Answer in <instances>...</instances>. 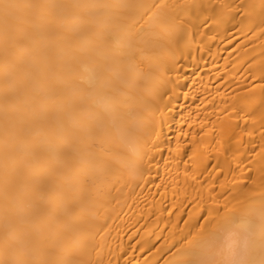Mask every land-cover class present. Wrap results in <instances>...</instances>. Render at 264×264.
Returning a JSON list of instances; mask_svg holds the SVG:
<instances>
[{
  "label": "bare ground",
  "instance_id": "bare-ground-1",
  "mask_svg": "<svg viewBox=\"0 0 264 264\" xmlns=\"http://www.w3.org/2000/svg\"><path fill=\"white\" fill-rule=\"evenodd\" d=\"M0 264H264V0H0Z\"/></svg>",
  "mask_w": 264,
  "mask_h": 264
}]
</instances>
